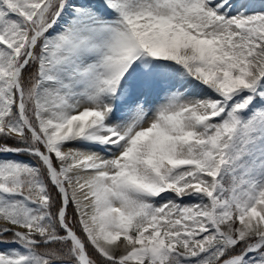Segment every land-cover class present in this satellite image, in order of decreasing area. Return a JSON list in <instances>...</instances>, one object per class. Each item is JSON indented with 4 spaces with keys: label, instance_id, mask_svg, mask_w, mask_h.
<instances>
[{
    "label": "snow or ice",
    "instance_id": "snow-or-ice-1",
    "mask_svg": "<svg viewBox=\"0 0 264 264\" xmlns=\"http://www.w3.org/2000/svg\"><path fill=\"white\" fill-rule=\"evenodd\" d=\"M0 264H264V0H0Z\"/></svg>",
    "mask_w": 264,
    "mask_h": 264
}]
</instances>
